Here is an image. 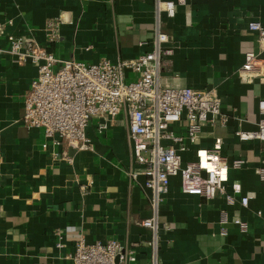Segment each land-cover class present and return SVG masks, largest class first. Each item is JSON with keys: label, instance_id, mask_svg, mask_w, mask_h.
I'll list each match as a JSON object with an SVG mask.
<instances>
[{"label": "crops", "instance_id": "crops-1", "mask_svg": "<svg viewBox=\"0 0 264 264\" xmlns=\"http://www.w3.org/2000/svg\"><path fill=\"white\" fill-rule=\"evenodd\" d=\"M154 13L155 0H0V43L9 47L7 35L15 34L33 37L64 59L131 58L151 49ZM50 19L61 20L53 42L45 32ZM162 20L174 53L161 82L216 88L229 116L225 125L206 126L199 143L182 152L183 160L222 138L221 153L244 160L225 176L227 191L240 183L242 194L254 197L247 206L240 195L231 204L220 194L207 199L183 193L172 178L160 206L158 262L264 264V181L257 173L264 141L236 135L238 129L256 130L261 117L264 76L243 80L237 71L247 50L264 55L257 32L248 27L253 20L264 25V0H185ZM37 73L31 61L19 64L0 54V264H70L79 234L89 243L116 239L134 250L130 264L148 262L151 231L141 221L151 214L150 190L144 175L128 174L126 119L119 116L106 130L91 120L86 133L93 150L57 143V136L22 121L24 96ZM173 129L186 132L184 125ZM237 217L247 221L246 231L234 224Z\"/></svg>", "mask_w": 264, "mask_h": 264}, {"label": "built area", "instance_id": "built-area-1", "mask_svg": "<svg viewBox=\"0 0 264 264\" xmlns=\"http://www.w3.org/2000/svg\"><path fill=\"white\" fill-rule=\"evenodd\" d=\"M184 3L185 0H155L151 49L131 58L113 61L102 56L95 62L64 59L33 37L15 34L7 35L9 47L0 43V54H10L19 64L29 60L38 68L24 96L22 121L28 127L43 128L47 137H58L57 143L77 150H93L86 133L91 120L96 119L98 128L106 130L119 116L126 119L132 160L128 174L133 179L144 175L145 186L150 190L151 214L142 219L141 225L151 231L148 243L152 254L148 262L141 264H159L160 206L172 178L179 179L183 193L207 199L220 194L231 204L240 195L241 203L247 206L254 197L253 193L242 194L240 183H233L232 192L227 191L225 176L230 169H240L244 160L224 156L222 138H216L210 147L198 148L196 158L183 160L182 152L199 143L206 126L225 125L229 121L216 88L171 85L160 80L174 53L162 17L164 14L173 17L176 6ZM3 26L0 23V38ZM60 26L61 20L47 22L45 32L49 42L59 37ZM248 27L257 32L259 45L264 49V25L253 20ZM237 73L243 80L264 76V55L247 50ZM257 107L261 115L258 128L238 129L236 135L242 140L264 141V97L258 100ZM177 125L185 126V134L173 129ZM257 173L264 181V163L257 167ZM221 217L227 222L226 212ZM233 222L241 230H247L248 223L242 218H233ZM226 231V227L221 228L223 234ZM58 236L61 240L62 235ZM61 242L58 241V246ZM73 242L74 250L68 255L70 264L136 261L134 250L116 239L89 243L79 234Z\"/></svg>", "mask_w": 264, "mask_h": 264}]
</instances>
